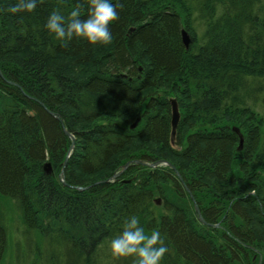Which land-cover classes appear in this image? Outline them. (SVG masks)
Masks as SVG:
<instances>
[{"label": "trees", "instance_id": "trees-1", "mask_svg": "<svg viewBox=\"0 0 264 264\" xmlns=\"http://www.w3.org/2000/svg\"><path fill=\"white\" fill-rule=\"evenodd\" d=\"M16 2L0 0V198L16 204L22 231L11 248L0 201V264L11 252L9 264H131L110 241L133 214L161 232L163 264H264V0H119L104 46H64L44 27L77 3L86 18V0H40L19 15ZM176 77L179 152L169 93L141 97ZM133 144L142 149L121 161ZM149 144L183 183L167 167L130 166L104 184L132 155L158 161ZM186 187L223 230L197 221Z\"/></svg>", "mask_w": 264, "mask_h": 264}, {"label": "clouds", "instance_id": "clouds-1", "mask_svg": "<svg viewBox=\"0 0 264 264\" xmlns=\"http://www.w3.org/2000/svg\"><path fill=\"white\" fill-rule=\"evenodd\" d=\"M40 0H17L10 6L13 14L32 13ZM87 16L82 18L81 3L64 15L59 10H52L45 24L48 34L62 45L73 39H83L96 46L108 45L112 41L111 26L119 19L118 8L122 7L119 0H86ZM23 17H21L22 19ZM112 255L117 259L131 260V264H163L169 249L161 232L145 230L138 215L126 217L122 230L110 241Z\"/></svg>", "mask_w": 264, "mask_h": 264}, {"label": "rangeland", "instance_id": "rangeland-1", "mask_svg": "<svg viewBox=\"0 0 264 264\" xmlns=\"http://www.w3.org/2000/svg\"><path fill=\"white\" fill-rule=\"evenodd\" d=\"M177 81H178V78L177 77L171 79L170 81H166L161 88L147 90V91H145V92L142 93L141 97H149L151 95H157V94H160V93L166 91V92L169 93V95H170L171 98H173V99H178V98L181 99L182 96H183V94L181 93V86H179V84L177 83ZM144 109H145V107L143 106V110ZM136 118H141V113L139 115L137 114L136 115ZM138 120L140 122V119H138ZM203 122L204 123H207V122H211V121L204 120ZM198 123L200 124V123H202V121H200ZM136 126L133 129H135ZM139 144H137V146L133 144L132 146H130L129 148H127L120 155V160L121 161L126 160V159L129 158V156L131 155V153H133V152H139V150L142 149V147ZM142 144L144 145V143H142ZM149 146H150V148L151 147H154V145H150V144H149ZM172 148H173L174 151H178L179 152V150H180V147H176L175 145ZM162 149L163 148L160 147V146H155L154 147V150H152L153 153L155 152L156 154H158V156L155 155L158 161H155L153 163H150L148 161H144V163L141 164V165H131V166L132 167L133 166L136 167L135 169H137L139 167L150 168L151 164H155L156 162H158L157 163V166H163L164 168L165 167L170 168L172 171L176 172L179 175V172L177 170V166L174 165L173 163H171L170 161H168V158H167V156H168L167 154L168 153L165 152ZM154 160H155V158H154ZM128 162L129 161H127L126 163H124L123 166H125L126 164H128ZM187 163H189V162H187ZM123 166H121V168H119L117 171H115V174L121 172ZM157 168H159V167H157ZM107 177L109 178L108 175H98V176L92 178V180L93 181H97V180H101L102 178H107ZM106 180H108V179H106ZM181 182L183 183L182 180H181ZM187 193H190V192L187 191ZM0 201H1V206H2L3 212L6 215L7 227H8V231H9V233H8V238L9 239L8 240L10 242V247L12 248V247L15 246V244L18 241H21V237H20V232L22 231V229H21L22 225H21V221H20L21 216H20L19 210H18L16 204L14 203V201H12L10 199H7V198H0ZM190 201H192L191 196H190ZM193 203H194V207L199 208L197 202L194 199H193ZM158 205H159L158 207L163 206V204H161V203L158 204ZM199 211H200V209H199ZM195 212H196V210H195ZM196 215H198L197 212H196ZM199 217L200 216L198 215V218ZM216 228L222 229V230L224 229V227L222 228L221 225H219V224L217 225ZM12 261H14V253L13 252L9 253V255L7 257V260H6V264H9V262H12Z\"/></svg>", "mask_w": 264, "mask_h": 264}, {"label": "bare ground", "instance_id": "bare-ground-1", "mask_svg": "<svg viewBox=\"0 0 264 264\" xmlns=\"http://www.w3.org/2000/svg\"><path fill=\"white\" fill-rule=\"evenodd\" d=\"M56 118L57 119H59L60 121H61V117H59V116H56ZM136 121L132 124V125H127L128 127H129V129H131V130H134L133 128L136 126ZM234 131H235V129H234ZM66 135L70 138V140H75V137H74V135H72L71 133H69L68 131H66ZM240 148H242V144H243V141L241 140L240 141ZM73 149L74 148H71L70 147V149H69V152H70V155H71V153H73ZM133 156V160H131V161H129L128 162V164H126L125 166H123L122 167V170H121V172H119V174H117V175H113L111 178H109L108 180H106V181H103L104 182V184H106V183H111V182H116V181H118L119 180V178H121L122 176H123V174L128 170V168H129V166H131V165H141V164H143L144 163V161L143 160H141V159H137V157L135 156V155H132ZM144 168V167H143ZM157 167H150V169H156ZM149 168H147V170L149 171L150 170ZM62 175H64V171L62 170V173H61ZM99 184H102V182H100ZM63 187H68V188H72L71 186H67V184L66 183H64L63 184ZM187 188V187H186ZM78 189V188H77ZM87 189V188H86ZM150 189V187H147V191ZM191 189H189V188H187V191H189L190 193V196H191V198H192V201H193V199L197 202V204H198V201L196 200V198H195V195H194V193H192L191 191H190ZM200 198V202H202V197H199ZM163 204V200H162V198H160L159 196H156L155 197V199H154V201H152V205L156 208V209H158V210H161L162 208H163V206H160V207H158L159 205L158 204ZM199 205V204H198ZM198 213V212H197ZM196 219H197V221L199 222V223H201L202 224V222H201V220L198 218V215H196ZM206 226V225H205ZM206 227H209V226H206Z\"/></svg>", "mask_w": 264, "mask_h": 264}, {"label": "water", "instance_id": "water-1", "mask_svg": "<svg viewBox=\"0 0 264 264\" xmlns=\"http://www.w3.org/2000/svg\"><path fill=\"white\" fill-rule=\"evenodd\" d=\"M182 37H183L184 45L188 48L190 43H191V39L189 38V35L187 34V32H183ZM169 103H170L171 109H172V139H174L176 136V133H177L178 125H179L180 120H181V115L179 112V106H178L177 100L176 99H170ZM71 148H73V146ZM156 165H157V163L153 164V167H155ZM47 168H48V171L51 170L49 165L47 166ZM77 190L81 191L82 189L78 188ZM196 212H198L197 214L200 216L199 219L201 220L203 225L210 226V227H217V226L210 225V224L206 223L205 220L201 216L199 208H197V207H196Z\"/></svg>", "mask_w": 264, "mask_h": 264}]
</instances>
